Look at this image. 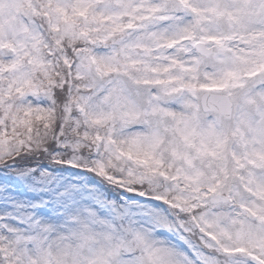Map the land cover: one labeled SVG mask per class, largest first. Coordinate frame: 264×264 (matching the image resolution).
<instances>
[{"label": "snow or ice", "instance_id": "obj_1", "mask_svg": "<svg viewBox=\"0 0 264 264\" xmlns=\"http://www.w3.org/2000/svg\"><path fill=\"white\" fill-rule=\"evenodd\" d=\"M0 264H264V0H0Z\"/></svg>", "mask_w": 264, "mask_h": 264}]
</instances>
